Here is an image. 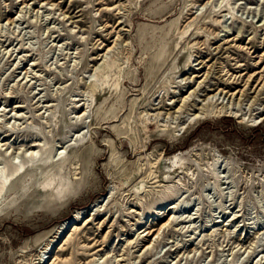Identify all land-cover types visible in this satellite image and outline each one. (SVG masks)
I'll return each mask as SVG.
<instances>
[{"label":"rangeland","instance_id":"rangeland-1","mask_svg":"<svg viewBox=\"0 0 264 264\" xmlns=\"http://www.w3.org/2000/svg\"><path fill=\"white\" fill-rule=\"evenodd\" d=\"M263 85L264 0H0V264H264Z\"/></svg>","mask_w":264,"mask_h":264},{"label":"bare ground","instance_id":"bare-ground-1","mask_svg":"<svg viewBox=\"0 0 264 264\" xmlns=\"http://www.w3.org/2000/svg\"><path fill=\"white\" fill-rule=\"evenodd\" d=\"M200 65V64H199ZM199 77V76H198ZM251 79V78H250ZM264 87V85L262 86ZM240 94H244V92H242L241 90L239 91H236L235 93L231 94L230 95V98H234L235 95H240ZM226 96H228V93L226 94ZM86 104H84L85 106ZM86 110L82 113V118L87 115V111L89 108H85ZM41 146V144H34L32 147H30V150H28V153H30V159H33V158H36L38 156V148ZM60 149H64V148H60ZM65 150V149H64ZM61 152V155L66 153V151H60ZM1 174V172H0ZM3 177V176H2ZM0 176V178H2ZM112 197V196H111ZM106 199H103V201L101 199L97 200L96 203L92 204L91 206H89L88 208H85L83 210H80L79 212H77L70 220L66 221V223L64 222L61 226L62 230L64 229V227L67 226V229L70 230L72 227L76 226V225H79L80 223H85V225L87 223H89L91 221V217H93L95 214H94V209L99 205H101ZM99 204V205H98ZM101 208V207H100ZM101 210V209H100ZM97 211V210H95ZM93 219V218H92ZM173 219L171 218L170 221H172ZM168 226V225H167ZM166 226V227H167ZM60 228V230H61Z\"/></svg>","mask_w":264,"mask_h":264}]
</instances>
